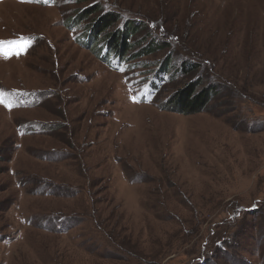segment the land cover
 Wrapping results in <instances>:
<instances>
[{
	"label": "rangeland",
	"instance_id": "374dc122",
	"mask_svg": "<svg viewBox=\"0 0 264 264\" xmlns=\"http://www.w3.org/2000/svg\"><path fill=\"white\" fill-rule=\"evenodd\" d=\"M21 2L0 3V41L33 39L0 57V264H264V0ZM188 85L213 89L191 114Z\"/></svg>",
	"mask_w": 264,
	"mask_h": 264
},
{
	"label": "trees",
	"instance_id": "16d2710c",
	"mask_svg": "<svg viewBox=\"0 0 264 264\" xmlns=\"http://www.w3.org/2000/svg\"><path fill=\"white\" fill-rule=\"evenodd\" d=\"M102 23L103 25L99 27V31L96 30L98 33V36L100 37L104 32H106L108 29H111L117 22V17L114 16L113 14H105L104 17H102ZM75 21H71V25L74 24ZM140 28L139 26H136L133 28V30ZM132 30V29H131ZM132 30V31H133ZM132 31H128L127 33H123L125 35H122V38L120 39L119 42H115L111 47H109V40L110 38H107V42L104 43V48L106 49V56H113L116 59H120L122 61L126 60V52L130 51L131 47L127 45L126 40H128V37L132 36ZM153 47H156L155 45L152 44ZM95 47V45L93 46ZM92 47V48H93ZM126 47L129 49L127 51H124ZM104 50V49H103ZM26 55V54H25ZM24 55V56H25ZM105 55V54H104ZM138 55V54H136ZM196 68L195 65H188L186 63H183L178 69H176V75L180 74V72L183 71V74H188L193 71V69ZM212 88L207 90V89H202L200 91H197L195 88L190 87L188 85L183 89V91H180V94L177 96V103L178 100L180 99L181 102V107H182V112H189L191 114L192 112L194 113L195 111H198V108H202V106H205L208 100V96L210 93H212Z\"/></svg>",
	"mask_w": 264,
	"mask_h": 264
},
{
	"label": "snow or ice",
	"instance_id": "6c2138e0",
	"mask_svg": "<svg viewBox=\"0 0 264 264\" xmlns=\"http://www.w3.org/2000/svg\"><path fill=\"white\" fill-rule=\"evenodd\" d=\"M3 43L4 42H0V46H2L3 45ZM8 43H10V44H12V43H16V42H8ZM27 46H29L30 47V44L29 45H27ZM25 51H26V48L24 49ZM14 54H16V55H19L20 54V50H17Z\"/></svg>",
	"mask_w": 264,
	"mask_h": 264
},
{
	"label": "bare ground",
	"instance_id": "6f19581e",
	"mask_svg": "<svg viewBox=\"0 0 264 264\" xmlns=\"http://www.w3.org/2000/svg\"><path fill=\"white\" fill-rule=\"evenodd\" d=\"M5 62H11V61H5Z\"/></svg>",
	"mask_w": 264,
	"mask_h": 264
}]
</instances>
